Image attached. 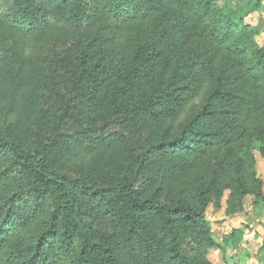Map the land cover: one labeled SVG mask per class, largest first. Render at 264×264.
<instances>
[{"label": "trees", "instance_id": "trees-1", "mask_svg": "<svg viewBox=\"0 0 264 264\" xmlns=\"http://www.w3.org/2000/svg\"><path fill=\"white\" fill-rule=\"evenodd\" d=\"M228 2L0 0V264H210L206 206L264 201V28Z\"/></svg>", "mask_w": 264, "mask_h": 264}, {"label": "rangeland", "instance_id": "rangeland-1", "mask_svg": "<svg viewBox=\"0 0 264 264\" xmlns=\"http://www.w3.org/2000/svg\"><path fill=\"white\" fill-rule=\"evenodd\" d=\"M253 1V0H252ZM228 12L234 20L242 18L245 24H249L261 31L264 28V13L255 12L246 14L248 10L247 0H229ZM262 36L255 37L258 45H261ZM255 156V175L262 182L261 194H264V160L258 152ZM227 192L221 200L219 209L207 205L204 214L211 229V239L221 245V249L211 248L207 251L206 258L210 264H264V255L261 252L264 243V201L253 196H246L243 203V212L236 217H225ZM232 229L242 230L243 237L237 249L231 245L223 244L221 237Z\"/></svg>", "mask_w": 264, "mask_h": 264}]
</instances>
